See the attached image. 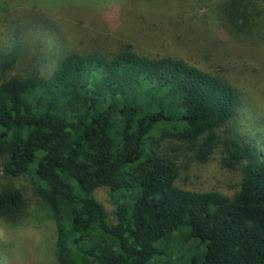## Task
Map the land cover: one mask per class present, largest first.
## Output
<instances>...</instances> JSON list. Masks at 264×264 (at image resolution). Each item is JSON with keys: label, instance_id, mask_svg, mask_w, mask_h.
I'll list each match as a JSON object with an SVG mask.
<instances>
[{"label": "trees", "instance_id": "1", "mask_svg": "<svg viewBox=\"0 0 264 264\" xmlns=\"http://www.w3.org/2000/svg\"><path fill=\"white\" fill-rule=\"evenodd\" d=\"M56 30L48 42L14 26L0 45V223L22 217L14 181L28 179L53 220L56 264H151L172 241L196 244L189 264H264V136L236 132L252 108L239 83L131 45L68 47ZM223 138L238 191L176 186L179 158L204 164Z\"/></svg>", "mask_w": 264, "mask_h": 264}, {"label": "rangeland", "instance_id": "2", "mask_svg": "<svg viewBox=\"0 0 264 264\" xmlns=\"http://www.w3.org/2000/svg\"><path fill=\"white\" fill-rule=\"evenodd\" d=\"M4 11L16 15L1 20L0 45L14 26L22 27L26 35L35 31L48 42L52 41L49 30L54 36L56 28L62 27L68 47L77 44L84 50L113 55L123 45H131L150 57H176L199 69L229 76L239 83L252 106L236 120V132L247 142L264 136L262 0H0V17ZM229 146L223 138L204 164L181 156L176 186L232 197L242 173L239 168L230 170L221 165ZM260 150L264 152V143ZM14 183L24 194L26 208L16 223H0V247L11 254L10 260L5 257L3 261L56 264V234L50 213L36 199L30 180L16 179ZM95 196L111 210L104 190ZM174 242L163 244L166 256L151 264H189L187 258L192 250H198L196 244L179 247Z\"/></svg>", "mask_w": 264, "mask_h": 264}]
</instances>
